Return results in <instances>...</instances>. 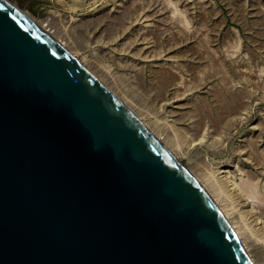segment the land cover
Instances as JSON below:
<instances>
[{"label": "water", "instance_id": "obj_1", "mask_svg": "<svg viewBox=\"0 0 264 264\" xmlns=\"http://www.w3.org/2000/svg\"><path fill=\"white\" fill-rule=\"evenodd\" d=\"M0 264H253L194 176L7 0Z\"/></svg>", "mask_w": 264, "mask_h": 264}, {"label": "rangeland", "instance_id": "obj_2", "mask_svg": "<svg viewBox=\"0 0 264 264\" xmlns=\"http://www.w3.org/2000/svg\"><path fill=\"white\" fill-rule=\"evenodd\" d=\"M7 1L50 23L88 68L103 66L101 79L141 108L163 142L177 134L185 169L203 181L207 171L222 180L220 170L232 171L239 186L219 180L227 195L221 205L235 201L241 212L258 206L246 190L253 181L264 194V0ZM249 252L264 264L253 247Z\"/></svg>", "mask_w": 264, "mask_h": 264}, {"label": "bare ground", "instance_id": "obj_3", "mask_svg": "<svg viewBox=\"0 0 264 264\" xmlns=\"http://www.w3.org/2000/svg\"><path fill=\"white\" fill-rule=\"evenodd\" d=\"M167 5V4H166ZM16 7V6H15ZM19 11H21L23 14H25L28 18H30L33 22H35L40 28H42L47 34H49L54 40H56L57 43H59L63 48H65L69 54L74 58L76 59L92 76H94L113 96H115L132 114H134L143 124L144 126L174 155V157L177 159V161L182 165L181 163V156H180V151L182 150L183 148V144L181 143V140H179V137L177 134H174L175 130L173 131V134L174 136L176 137L175 140L170 144V145H167L165 142H163V137H160L159 135H157L155 133V131L152 129V126H150L149 123L145 122V120L142 118V116L140 115V112H139V109L141 108H137V105H135L130 99H128L126 96H121L116 90H113V87L107 85L102 79L101 77L98 75L100 72L104 73L105 72V69L103 68V66L101 65H98L96 64V62L94 63L95 66H94V69L95 70H92V68H88L86 66V64L81 61L77 55L75 53H73V51L69 50L65 43H63V41L57 39L53 33V31L51 29H49L48 27L50 26V23L49 24H43L42 22L38 21L37 19H35L34 16H32L29 12L27 11H23L21 9H19L18 7H16ZM165 8V7H164ZM160 11V9H159ZM176 12V11H175ZM104 16V15H103ZM100 18V17H99ZM55 19V18H54ZM101 19V18H100ZM162 19V18H161ZM167 19V18H165ZM72 20V19H71ZM75 20V18L73 19ZM97 20V19H96ZM102 20V19H101ZM66 21V20H65ZM76 21V20H75ZM87 21V20H86ZM85 21V22H86ZM98 21V20H97ZM49 22V21H48ZM71 22V21H70ZM88 22V21H87ZM87 22L85 24H87ZM52 23V22H51ZM57 23V22H56ZM76 23V22H75ZM78 23V22H77ZM59 25V22L57 23ZM74 24V23H73ZM69 25V24H68ZM67 25V26H68ZM66 26V28H67ZM74 27V26H73ZM64 30L66 31L65 27H64ZM181 30V29H179ZM68 31V30H67ZM66 31V32H67ZM69 32V31H68ZM175 32V31H174ZM196 32V31H195ZM101 34V33H100ZM184 34V33H183ZM188 34V33H187ZM66 35V34H65ZM175 35V34H173ZM177 35V33H176ZM64 37V36H63ZM173 38V37H172ZM68 39V38H67ZM176 39V37H175ZM174 39L175 43H176V40ZM179 41V40H178ZM201 41V40H199ZM170 42V41H169ZM172 42V41H171ZM169 44V43H168ZM206 47V46H205ZM85 48V47H84ZM94 52V51H93ZM205 52V51H204ZM210 53H212L210 51ZM90 54V53H89ZM94 54V53H93ZM201 55V54H200ZM204 55V54H203ZM213 56V55H212ZM86 57V56H85ZM84 57V58H85ZM214 57V56H213ZM222 59V58H221ZM213 60V59H212ZM221 61V60H220ZM93 63V61H92ZM218 63V62H217ZM223 63V62H222ZM89 64V63H88ZM139 64V63H138ZM93 65V64H92ZM141 65V64H139ZM217 66V65H216ZM106 67V66H105ZM165 67V66H164ZM168 68V67H166ZM152 69V68H151ZM157 69V68H156ZM171 69V68H170ZM196 70V69H195ZM217 70V69H216ZM162 71V70H161ZM171 71V70H170ZM173 71V70H172ZM245 71V70H244ZM243 71V72H244ZM109 72V70H108ZM150 72V71H149ZM106 74V72H105ZM167 74V73H166ZM107 76V75H106ZM170 76H174V75H170ZM158 77V76H157ZM156 77V78H157ZM197 78V77H196ZM109 79V78H108ZM164 79H166L164 77ZM175 79V78H174ZM173 79V80H174ZM113 80V79H112ZM169 80V78H168ZM117 82V81H115ZM187 83V82H186ZM113 84V83H112ZM172 84V83H171ZM181 84V83H179ZM117 86V85H116ZM174 86V85H173ZM171 87V86H170ZM176 87V86H175ZM167 88V87H166ZM180 89V88H179ZM182 89V87H181ZM165 90V89H164ZM175 91V90H174ZM170 93V92H169ZM239 96V95H238ZM167 97V96H166ZM237 97V96H236ZM170 98V97H169ZM240 98V97H239ZM165 99V98H164ZM168 100V99H167ZM172 101V100H171ZM168 102V101H167ZM170 102V101H169ZM218 102V101H217ZM238 102V101H237ZM138 104V103H137ZM239 105V104H238ZM140 107V106H139ZM162 107V106H161ZM168 108V107H167ZM193 108V107H192ZM223 108V107H222ZM234 108V107H233ZM225 109V108H224ZM145 110V109H144ZM170 110V109H169ZM172 110V109H171ZM182 110V109H181ZM184 110V109H183ZM204 110V109H203ZM160 111V110H159ZM174 111V110H173ZM180 111V110H179ZM146 112V111H145ZM232 112V111H231ZM173 114V112H171ZM227 114V113H226ZM143 115V114H142ZM223 115V114H222ZM147 116V115H146ZM156 116V115H155ZM144 117V116H143ZM224 118V117H223ZM163 119V118H161ZM167 119V118H166ZM175 118H173L174 120ZM177 119V118H176ZM211 119V118H210ZM213 119V118H212ZM226 119V118H225ZM147 120V119H146ZM149 120V119H148ZM153 120V119H152ZM169 120V119H168ZM190 120V119H188ZM154 121V120H153ZM220 121V120H219ZM217 121V123L219 122ZM176 122V121H175ZM164 123V122H163ZM172 123V122H171ZM185 123V122H184ZM159 124V123H158ZM212 124V123H211ZM170 125V123L168 124ZM189 125V124H188ZM201 126V125H200ZM170 129L172 131L173 129V126H172V129H171V126H169ZM214 127V126H213ZM185 128V127H183ZM207 128V127H206ZM164 129V128H163ZM176 129V128H175ZM196 129V128H194ZM203 130V129H202ZM215 131V130H214ZM165 132V131H164ZM180 132V131H179ZM172 133V132H171ZM170 133V134H171ZM161 135H164L163 132L160 133ZM206 134V133H205ZM186 135V134H185ZM169 136V135H168ZM183 136V134H182ZM203 136V135H202ZM181 137V136H180ZM191 137V136H190ZM207 137V136H206ZM221 138V137H220ZM206 138H202V141L205 140ZM219 139V137H218ZM222 139V138H221ZM184 141V139H183ZM197 141V140H196ZM251 141V140H250ZM195 142V140H194ZM193 142V143H194ZM201 142V141H199ZM197 141V143H199ZM255 142V141H254ZM192 143V144H193ZM257 143V142H256ZM191 144V143H190ZM188 148V147H187ZM185 150V149H184ZM258 151H260L258 149ZM184 153V151H183ZM247 153V151H246ZM182 155V154H181ZM255 160V159H254ZM259 163V162H258ZM257 163V164H258ZM199 164V163H198ZM255 164V165H257ZM184 168L185 166L182 165ZM200 166V165H199ZM202 166V165H201ZM233 166V165H232ZM203 167H206V166H203ZM210 168V166H208ZM207 167V168H208ZM237 167V165H236ZM261 167V166H260ZM235 168V167H233ZM239 168V167H238ZM237 168V169H238ZM241 168V167H240ZM218 169V168H217ZM187 170V169H186ZM206 170V169H205ZM189 171V170H187ZM204 171V170H203ZM263 171V169H262ZM190 172V171H189ZM210 171H207V177L205 178L206 180L203 181V180H200L199 178H197L195 176L194 173H191L194 178L197 180V182L201 185V187L207 192V194L211 197L212 201L215 203V205L217 206V208L219 209V211L221 212V214L223 215V217L226 219V221L228 222V224L230 225L231 229L233 230V232L235 233V235L237 236V238L239 239L240 243L242 244L243 248L245 249V251L247 252V254L249 255L251 261L253 262V264H256L254 262L256 256L254 255V258L251 257V254L250 251L249 252V248L253 247L259 257L261 258L260 260L264 262V194H262V192H260L259 188H258V185L256 183H254L253 181H247V190H246V193L248 195L249 198H253V199H257L258 200V206L255 207L254 205L251 204V206H253L251 208V210H248L246 209V211L251 215V217L253 218V220L251 221H248V214L247 212H241L239 211L234 202L230 203V200L229 203L230 204H227V205H221L220 203H222L224 200H226V198H224V196H227V195H224L223 193V190L224 188H222L221 186L222 185H219V180H222L221 178L218 179V177L216 176V173L214 172H210ZM221 174H225L224 178L227 180L226 183L227 184H230V186H232L233 188H238L237 185L238 183H236V181L233 179V175H231L232 171L230 170H220L219 171ZM264 172V171H263ZM256 174V173H254ZM202 176V175H201ZM205 176V174L203 175ZM256 176V175H255ZM258 176V175H257ZM223 178L222 181H224L225 179ZM202 179V177H201ZM216 182V183H215ZM225 184V182L223 183ZM225 186V185H223ZM229 186V185H228ZM236 186V187H235ZM226 187V186H225ZM229 189V187H228ZM227 189V190H228ZM231 189V188H230ZM264 189V188H263ZM225 190V189H224ZM226 191V190H225ZM235 191V190H233ZM232 192V191H231ZM229 193V192H228ZM227 194V193H226ZM243 194V193H242ZM231 195V194H230ZM231 197V196H230ZM245 197V196H244ZM228 198V197H227ZM240 198V197H239ZM229 199V198H228ZM227 199V200H228ZM234 200V199H233ZM238 200V198L236 199ZM253 202V201H252ZM225 203V202H224ZM246 204V203H245ZM247 205V204H246ZM250 206V207H251ZM246 208V207H245ZM243 209V208H242ZM249 209V208H248ZM244 210V209H243ZM235 213H238L239 217H240V220L238 221H234V219H232L233 215H235ZM237 215V214H236ZM250 218V217H249ZM237 219V218H236ZM235 219V220H236ZM239 225V226H237ZM259 227V228H258ZM254 259V260H253ZM259 261V260H258ZM260 262V261H259ZM258 263V262H257Z\"/></svg>", "mask_w": 264, "mask_h": 264}]
</instances>
